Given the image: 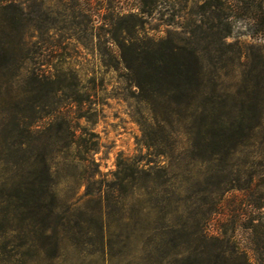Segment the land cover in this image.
<instances>
[{"label": "rangeland", "instance_id": "374dc122", "mask_svg": "<svg viewBox=\"0 0 264 264\" xmlns=\"http://www.w3.org/2000/svg\"><path fill=\"white\" fill-rule=\"evenodd\" d=\"M259 1L220 0L210 9L208 0H17L44 28L5 33L11 63L24 70L0 80V152L3 100L24 99L32 72L78 82L91 121H78L73 141L96 151L77 154L69 134L57 138L43 121L35 133L26 129L22 155L49 152L54 211L41 230L20 227L0 191V264H173L188 249L182 227L208 215V235H232L251 264H264V27L243 13ZM117 14L136 15L148 37L195 52L200 86L179 116L151 113L106 63L103 49L116 48L105 42L102 17ZM92 15L99 18L90 30ZM210 120L234 137L226 154L201 159L194 132ZM1 159L0 190L10 177Z\"/></svg>", "mask_w": 264, "mask_h": 264}, {"label": "trees", "instance_id": "16d2710c", "mask_svg": "<svg viewBox=\"0 0 264 264\" xmlns=\"http://www.w3.org/2000/svg\"><path fill=\"white\" fill-rule=\"evenodd\" d=\"M42 1L33 0V3L40 6ZM209 1L210 9L216 2H220L208 0V3ZM263 2L261 0L257 5L253 2L246 4L243 13L250 14V19L264 27ZM20 5L17 0H0V80L19 79L22 76L18 72L24 70L20 66L16 68V63H11L13 60L4 40L7 30L11 27H29L36 31L44 28L39 15H33V11L25 14ZM234 12L240 14L242 10L235 5ZM98 18L93 15L89 17L87 21L91 24L90 30L98 22ZM138 22L139 19L133 14L102 17V24L110 30L106 32L108 38L105 42L116 48L114 55L109 53L107 47L103 49L102 52L109 55L106 63H115L114 66L136 88L138 100L147 105L151 113L179 116L188 106L192 92L200 86L198 58L193 50L170 44L165 38L148 37ZM213 27L211 24L210 28ZM68 88L70 94L67 96L63 92ZM24 92V99L7 93L3 100L6 109L0 153L10 177L0 191L6 211L14 215L20 227L25 225L35 229L39 226L41 230L44 224L48 225L54 211L53 170L49 152L44 151L38 156L26 158L22 155V149L26 145L23 141L26 129L35 133L39 130L35 123L43 121L44 129L54 128L55 137L59 138L63 133L69 134L77 154L90 155L95 153L96 147L94 144L87 145L85 139L77 145L73 141L78 121H91L85 108L88 96L81 95L78 82L66 83L51 72H32L27 77ZM26 110L31 111L28 117L25 116ZM194 137L196 142L193 147L196 153L193 156L211 159L226 154L227 144L234 137V131L217 127L216 121L210 120L201 124L194 132ZM83 161L90 167L95 166L92 159L85 158ZM210 219L211 215H208L201 225L197 223L191 230L182 227L183 234L188 237V249L173 264H251L247 251L239 247L232 235L226 236L225 232L218 237L207 234L206 226ZM174 232L173 230L172 233Z\"/></svg>", "mask_w": 264, "mask_h": 264}]
</instances>
